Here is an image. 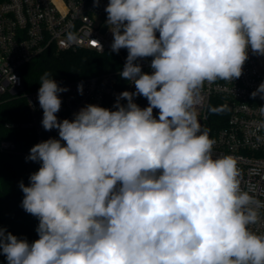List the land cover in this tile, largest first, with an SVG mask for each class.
Wrapping results in <instances>:
<instances>
[{
	"label": "clouds",
	"instance_id": "1",
	"mask_svg": "<svg viewBox=\"0 0 264 264\" xmlns=\"http://www.w3.org/2000/svg\"><path fill=\"white\" fill-rule=\"evenodd\" d=\"M105 11L136 91L115 111L89 104L60 121L68 89L41 77V124L59 139L30 149L41 166L19 185L39 239L0 228V253L8 264H264V234L250 228L264 201L234 157H214L195 109L205 82L239 79L249 50L264 56V0H109ZM147 57L151 74L136 63Z\"/></svg>",
	"mask_w": 264,
	"mask_h": 264
},
{
	"label": "built area",
	"instance_id": "2",
	"mask_svg": "<svg viewBox=\"0 0 264 264\" xmlns=\"http://www.w3.org/2000/svg\"><path fill=\"white\" fill-rule=\"evenodd\" d=\"M109 0H0V98L6 94L18 95L22 90L21 67L36 59L49 48L59 52L91 50L118 55L123 68L127 49L113 52V38L107 21ZM72 34L74 39L69 40ZM159 37V33H156ZM98 41L99 45L95 42ZM243 66V74L232 82L217 80L205 82L199 89L195 109L203 129L214 140V157L231 155L238 161L242 173V187L250 184L258 189L257 198L264 201V99L253 98L251 93L264 82V56L250 50ZM152 57L136 61L142 72L151 74ZM90 77L59 85L68 91L58 95L62 101L56 114L58 120H73L74 115L86 105H98L111 110L124 91L135 92V85L123 79V71ZM11 74L16 77L12 81ZM83 86L82 94L77 86ZM29 121L20 128L31 131L37 143L50 138L59 139L58 130L46 131L41 124L43 110L38 101V90L24 95ZM126 99H120L124 103ZM133 102L141 108L148 106L143 96H135ZM159 110L153 109L158 118ZM14 127V126H13ZM63 143V142H62ZM1 149L13 150L10 142H2ZM260 221L251 225L252 231L264 234V209Z\"/></svg>",
	"mask_w": 264,
	"mask_h": 264
},
{
	"label": "trees",
	"instance_id": "3",
	"mask_svg": "<svg viewBox=\"0 0 264 264\" xmlns=\"http://www.w3.org/2000/svg\"><path fill=\"white\" fill-rule=\"evenodd\" d=\"M123 68L118 55L91 50L59 52L49 48L36 59L21 67L22 90L18 95L0 98V228L30 244L39 239L36 231L39 220L22 207L24 193L19 187L28 186L29 177L41 164L28 160L30 149L37 144L35 135L20 126L29 121L25 94L37 91L45 73L58 85L116 72ZM126 105L127 101L120 103ZM115 105V103H114ZM112 106L111 110L116 108ZM14 126V127H13ZM10 142L13 150L1 149L2 142ZM0 264H8L0 253Z\"/></svg>",
	"mask_w": 264,
	"mask_h": 264
},
{
	"label": "rangeland",
	"instance_id": "4",
	"mask_svg": "<svg viewBox=\"0 0 264 264\" xmlns=\"http://www.w3.org/2000/svg\"><path fill=\"white\" fill-rule=\"evenodd\" d=\"M112 42H113V38H112V40H111V44H112Z\"/></svg>",
	"mask_w": 264,
	"mask_h": 264
}]
</instances>
